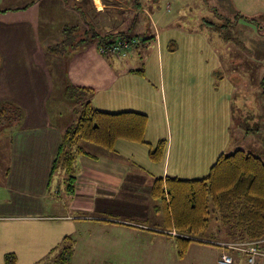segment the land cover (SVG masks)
Listing matches in <instances>:
<instances>
[{
	"label": "crops",
	"instance_id": "crops-1",
	"mask_svg": "<svg viewBox=\"0 0 264 264\" xmlns=\"http://www.w3.org/2000/svg\"><path fill=\"white\" fill-rule=\"evenodd\" d=\"M9 1L0 3V7L5 5L0 10V102L21 107L24 120L10 135L5 161L0 160V166L6 169L0 178V264H4L9 252L17 255L18 264H36L46 259L65 236L75 239L72 264H220L224 253L233 256V264H246L245 255L223 249L215 242L192 243L183 259L177 257L174 234L165 229L163 216L156 211L157 203L151 196L155 179H185L180 178V167L171 168L168 148L164 163L156 164L149 159L145 145L120 141L114 153L85 145L96 158H78L73 192L66 191V183L58 176L51 179L62 136L78 116L70 103L69 110L76 117L68 119L65 114L68 120L64 111L52 112L47 107L66 98L57 75L52 79L49 70L59 57L49 48L63 42L61 34H66L65 29L77 26L74 23L68 27L64 17L77 14L85 24V28L77 27L81 48L70 50L72 54L78 52L80 60L70 84L92 89L87 99L101 111H132L149 117L146 112L150 111L155 93L151 88L157 87L146 79L145 65L133 63L134 49L121 57L99 51L101 43L107 45L119 37L113 25L122 23V12L139 13L142 9L118 0ZM44 5L52 8L51 16L59 28L57 38L43 48L36 22L37 17L48 13L41 8ZM110 35L113 36L108 38ZM160 39L156 31L151 49L163 61L165 52ZM166 53L175 54V50ZM41 55L42 60L38 59ZM227 129L230 133V125ZM258 153L264 160L263 150ZM220 156H215L216 160L208 154L194 157L196 170L197 165H211V169ZM199 172L198 168L196 173Z\"/></svg>",
	"mask_w": 264,
	"mask_h": 264
},
{
	"label": "rangeland",
	"instance_id": "rangeland-1",
	"mask_svg": "<svg viewBox=\"0 0 264 264\" xmlns=\"http://www.w3.org/2000/svg\"><path fill=\"white\" fill-rule=\"evenodd\" d=\"M89 1L100 3L99 0ZM118 1L142 9L139 13L122 12L119 19L122 23L113 25L114 33L119 36L117 39L125 34L143 40L133 48L135 60L132 62L145 65L146 79L157 87L151 88L155 93L150 111L146 112L149 115L146 141L167 140L171 168H181L180 178L208 176L211 165H197L196 170L193 162L196 156L208 154L216 160L215 156L237 150L256 156H259V150L264 152V0ZM0 3L10 1L1 0ZM3 6L0 10L5 8ZM42 7L48 13L37 17L40 28L36 29L44 48L57 38L59 25L55 26L52 8ZM64 21L69 23L68 27L75 26V23V28H85L77 14H66ZM76 30L71 34L62 32L61 37L66 46L75 43L78 50L82 43ZM156 31L161 34L165 52L163 61L155 49H151L155 46L152 41ZM167 50H175V54H167ZM52 54L59 56L52 66L55 70L51 72L53 68L49 66L52 79L57 75L60 86L67 89L73 80L72 71L80 64L76 56L78 52L72 54L70 48L63 47ZM38 59L42 60V55ZM68 103L77 107L76 101L67 98L47 107L52 112L64 111L68 119L71 115L76 117L70 112ZM67 116L65 120H68ZM13 130L6 127L0 133L1 162L6 159ZM206 149L209 152H205ZM198 168L200 172L196 173ZM5 171L1 165V179ZM235 243L238 242H232Z\"/></svg>",
	"mask_w": 264,
	"mask_h": 264
},
{
	"label": "trees",
	"instance_id": "trees-1",
	"mask_svg": "<svg viewBox=\"0 0 264 264\" xmlns=\"http://www.w3.org/2000/svg\"><path fill=\"white\" fill-rule=\"evenodd\" d=\"M76 29H65V32L71 34ZM120 37L136 38L125 34ZM79 42L81 44L82 40ZM66 44L64 40L49 50L56 53L63 47L70 50L75 48V43L71 46ZM92 91L71 84L64 90L67 99L77 102L78 116L76 123L62 136L52 164L51 179L57 176L61 178L69 193L74 189L78 158H96L85 145L114 153L117 143L126 141L147 146L149 159L156 164H162L166 159L167 140H159L155 145L146 141L149 123L146 114L101 111L87 99ZM23 120L24 110L21 107L8 101L0 102V133L6 127L18 128ZM151 196L157 203L156 211L163 216L165 229L175 232L173 238L179 259L185 257L192 243L264 239V160L254 154L243 150L223 154L203 179L157 178ZM74 253L75 239L65 236L49 253L50 258L36 264H71ZM4 264H18L17 255L14 252L5 254Z\"/></svg>",
	"mask_w": 264,
	"mask_h": 264
},
{
	"label": "built area",
	"instance_id": "built-area-1",
	"mask_svg": "<svg viewBox=\"0 0 264 264\" xmlns=\"http://www.w3.org/2000/svg\"><path fill=\"white\" fill-rule=\"evenodd\" d=\"M140 40L128 39L120 37L114 42L107 45L99 46V51L102 55L111 53L117 57H121L126 52L132 50L134 47H138ZM175 234V233H173ZM217 246L223 249H230L235 252H239L246 256V264H264V239L248 242L232 243H216ZM220 264H233V256L228 253L221 255L219 259Z\"/></svg>",
	"mask_w": 264,
	"mask_h": 264
}]
</instances>
